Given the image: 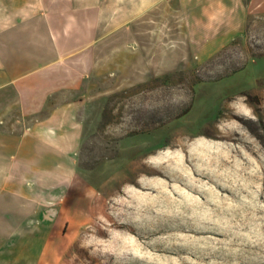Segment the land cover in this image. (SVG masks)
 <instances>
[{
	"label": "rangeland",
	"instance_id": "374dc122",
	"mask_svg": "<svg viewBox=\"0 0 264 264\" xmlns=\"http://www.w3.org/2000/svg\"><path fill=\"white\" fill-rule=\"evenodd\" d=\"M184 11L130 16L62 220L51 203L44 239L16 244L44 248L0 264H264V11L212 47Z\"/></svg>",
	"mask_w": 264,
	"mask_h": 264
},
{
	"label": "crops",
	"instance_id": "0c3cea01",
	"mask_svg": "<svg viewBox=\"0 0 264 264\" xmlns=\"http://www.w3.org/2000/svg\"><path fill=\"white\" fill-rule=\"evenodd\" d=\"M180 8L189 31L198 17L207 47L223 46L264 11V0H0V255L44 248L16 244L48 232L51 203L62 220L59 204L79 174L76 154L93 123L90 93L130 58L118 38L130 16ZM152 30L140 25V47L147 49Z\"/></svg>",
	"mask_w": 264,
	"mask_h": 264
},
{
	"label": "bare ground",
	"instance_id": "6f19581e",
	"mask_svg": "<svg viewBox=\"0 0 264 264\" xmlns=\"http://www.w3.org/2000/svg\"><path fill=\"white\" fill-rule=\"evenodd\" d=\"M241 108H242V106H241ZM263 109H264V108H263ZM241 111H242V110H241ZM237 114H238V113H237ZM241 116H243V115H241ZM241 116H238L239 119H242ZM246 117H247V116H246ZM243 119H244V118H243ZM230 122H231V121H230ZM229 125H230V124H229ZM210 135H211V134H210ZM229 136H230V135H229ZM224 137H225V136H224ZM227 137H228V136H227ZM231 137H232V136H231ZM229 138H230V137H229ZM225 140H226V139H225ZM215 143H216V142H215ZM232 148H233V147H232ZM228 151H229V150H228ZM228 151H227V152H228ZM227 154H228V153H227ZM228 158H229V157H228ZM222 161H223V160H222ZM223 162H224V161H223ZM227 163H228V161H227ZM227 165H228V164H227ZM201 180H202V179H201ZM112 228H113V227H112ZM123 228H125V227L123 226ZM126 228H127V227H126ZM126 228H125V229H126ZM129 230H131V229H129ZM125 232H126V231H125ZM129 233H130V232H129ZM127 234H128V233H127ZM114 237H116V236H114ZM114 237H113V238H114ZM125 238H126V237H125ZM114 240H116V239H114ZM126 264H127V263H126Z\"/></svg>",
	"mask_w": 264,
	"mask_h": 264
}]
</instances>
